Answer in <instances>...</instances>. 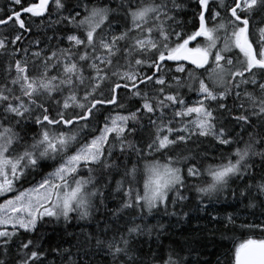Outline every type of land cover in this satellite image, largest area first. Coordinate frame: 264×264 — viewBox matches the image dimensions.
I'll use <instances>...</instances> for the list:
<instances>
[{
	"label": "snow or ice",
	"instance_id": "6c2138e0",
	"mask_svg": "<svg viewBox=\"0 0 264 264\" xmlns=\"http://www.w3.org/2000/svg\"><path fill=\"white\" fill-rule=\"evenodd\" d=\"M193 193L194 231L232 241L216 264H264V218L214 208L230 196L264 217V0H6L0 264H91L92 248L192 264L140 238L159 240L148 218L178 216ZM97 214L121 223L47 244V226Z\"/></svg>",
	"mask_w": 264,
	"mask_h": 264
},
{
	"label": "trees",
	"instance_id": "16d2710c",
	"mask_svg": "<svg viewBox=\"0 0 264 264\" xmlns=\"http://www.w3.org/2000/svg\"><path fill=\"white\" fill-rule=\"evenodd\" d=\"M6 0H0V6L5 5ZM264 199V198H262ZM185 206L183 209H177L178 216H165L161 211L160 214L155 217H149L148 222L152 224H163L166 231L162 232L159 240L156 239V233L152 234L151 239L147 236H144L140 239L145 241L142 245L145 253H148V248L151 247L154 250L157 248L158 244L164 245L165 248L171 247H183L185 250L181 252V256L185 257L187 260H190L192 264H196L199 260L201 262L206 261L207 264H216L217 259L223 260V253L227 247H230L232 244L231 240L224 241L220 234L217 233L213 238L209 233H198L194 231L198 226L204 224V220L197 219V217H202V213H198L195 210V194L190 195V201H185ZM227 203H230L232 207H228ZM227 203H218L214 205V208L220 212H236L238 215V224L242 221L261 219L260 217L261 209L257 203L256 207L245 209L244 204H237L236 201L232 200L229 196ZM247 203V201H245ZM112 207L113 205H109ZM171 205L169 206V211H171ZM211 211V209H209ZM187 212L188 216L185 217L183 213ZM111 223H115L117 226L121 223L116 220L114 217H105L102 214H97L93 219L88 221H80L72 219L71 223L65 225L61 222L59 225L47 226L44 231L46 232L45 240L47 244L55 246L60 244L62 248H69L72 245H76L78 240H82L83 237L80 235L81 232H103L105 226H111ZM109 235L111 233L109 232ZM236 243H240L245 239L249 238L248 233H242L237 231L230 234ZM187 241V243H186ZM94 243V242H93ZM139 246V245H138ZM189 249H195V251L189 252ZM76 248L73 247L72 251L75 254ZM92 253L90 260L91 264H112L111 256H108L103 251H97L95 248H92ZM150 255V253H148ZM74 258L75 255H74ZM55 259L56 264H59V258L50 256L49 260Z\"/></svg>",
	"mask_w": 264,
	"mask_h": 264
}]
</instances>
